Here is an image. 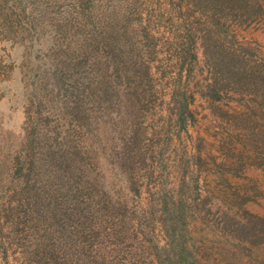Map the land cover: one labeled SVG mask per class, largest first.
<instances>
[{"label":"rangeland","instance_id":"374dc122","mask_svg":"<svg viewBox=\"0 0 264 264\" xmlns=\"http://www.w3.org/2000/svg\"><path fill=\"white\" fill-rule=\"evenodd\" d=\"M0 264H264V0H0Z\"/></svg>","mask_w":264,"mask_h":264}]
</instances>
